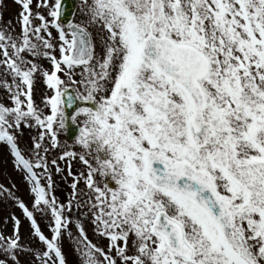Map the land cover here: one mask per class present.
<instances>
[{"label": "snow or ice", "instance_id": "6c2138e0", "mask_svg": "<svg viewBox=\"0 0 264 264\" xmlns=\"http://www.w3.org/2000/svg\"><path fill=\"white\" fill-rule=\"evenodd\" d=\"M14 2L0 147L27 198L0 183V264H69L67 240L74 264H264V0Z\"/></svg>", "mask_w": 264, "mask_h": 264}, {"label": "rangeland", "instance_id": "374dc122", "mask_svg": "<svg viewBox=\"0 0 264 264\" xmlns=\"http://www.w3.org/2000/svg\"><path fill=\"white\" fill-rule=\"evenodd\" d=\"M81 2V0H78V4ZM20 11L19 6L14 2V0H2V3H0V14H2V20H0V25L7 24L8 22H11L12 27L14 28L15 32H19V24H18V13ZM82 16V12L79 7H77L75 11V17L74 20L76 22H79ZM57 34L55 30H53V36L55 37ZM41 67L47 70H51V65L47 61H40ZM45 95H51L50 90L46 88V85L43 82V78L41 76H37L35 89H34V99L36 101V104L43 107L42 101L45 97ZM82 119V118H80ZM77 122L79 123L80 120L78 118ZM38 135V130L33 129H24L23 130V136L20 141V146L22 148L28 147L31 144V138ZM60 140L63 143H67L69 146H74L77 151H79V147L75 145L74 141L67 140L65 136V132H62L60 135ZM58 153L53 152L52 156L55 157ZM61 166L66 168V163L61 162ZM74 172H80L84 170L83 165H81L78 161H74L72 165ZM65 175H67V171H65ZM57 186H56V195L58 198L62 201L67 200L69 197V194L71 192V189L69 187L71 183V178L68 179L67 182L60 179V176L57 175L55 177ZM0 183H3L5 187H8L10 185H15L18 189V195H21L25 198H27V191H26V184L24 183L21 175L14 170L12 159L9 155V151L7 148L0 147ZM81 188H84L83 183L80 185ZM13 211V208L10 204H8L6 201L2 206H0V217H2L4 220H7L8 214ZM19 214V213H17ZM43 224H46L47 221H43ZM0 227H4L3 225H0ZM7 228L11 229V223L9 222L7 225ZM89 234L91 236V230L89 226ZM25 239H27V231L25 230ZM95 239V238H94ZM74 243L72 240L66 241V249L68 250V260L69 264H74L75 257L72 255L71 252V246ZM102 245L106 244L107 241H101ZM27 258H22V261Z\"/></svg>", "mask_w": 264, "mask_h": 264}, {"label": "water", "instance_id": "95a60500", "mask_svg": "<svg viewBox=\"0 0 264 264\" xmlns=\"http://www.w3.org/2000/svg\"><path fill=\"white\" fill-rule=\"evenodd\" d=\"M67 3H68V6H69V9H75L77 8V0H67ZM71 16H67L66 19H70ZM78 125L75 123L73 124L72 122H69V125H68V130L66 131V137L69 139V140H72L74 139V137L77 135L78 133Z\"/></svg>", "mask_w": 264, "mask_h": 264}, {"label": "flooded vegetation", "instance_id": "af4514ba", "mask_svg": "<svg viewBox=\"0 0 264 264\" xmlns=\"http://www.w3.org/2000/svg\"><path fill=\"white\" fill-rule=\"evenodd\" d=\"M76 9H77V8H76ZM75 11H76V10H75ZM82 106H85V105H82ZM79 120H80V118H79ZM76 124H77L78 126H80V122H79V123L77 122ZM77 135H78V133H77ZM77 135H76V136H77ZM65 136H66V132H65ZM76 136H75L74 139H72V140H69L67 137H66V138H67V140H69V141H74L75 138H76Z\"/></svg>", "mask_w": 264, "mask_h": 264}]
</instances>
